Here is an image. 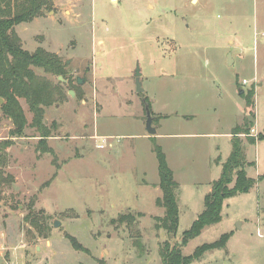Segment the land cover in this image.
I'll list each match as a JSON object with an SVG mask.
<instances>
[{
  "label": "rangeland",
  "instance_id": "374dc122",
  "mask_svg": "<svg viewBox=\"0 0 264 264\" xmlns=\"http://www.w3.org/2000/svg\"><path fill=\"white\" fill-rule=\"evenodd\" d=\"M15 30L25 50L58 55L66 78L32 67L57 92L40 124L18 98L22 132L0 96V264H163L166 240L181 245L204 212L235 128L248 117L251 135L264 131V0H53ZM239 139L256 182L181 245L190 256L233 233L189 264H264V141ZM155 145L178 183L175 237L157 227Z\"/></svg>",
  "mask_w": 264,
  "mask_h": 264
},
{
  "label": "trees",
  "instance_id": "16d2710c",
  "mask_svg": "<svg viewBox=\"0 0 264 264\" xmlns=\"http://www.w3.org/2000/svg\"><path fill=\"white\" fill-rule=\"evenodd\" d=\"M52 5L53 0H0V96L6 100L4 110L15 120L18 132L23 131L26 123L18 98L23 97L28 100L35 113V120L40 124L43 105L51 104L53 95L57 92L44 79L37 76L32 67H40L57 77L66 78L65 66L58 55L42 47L35 52L25 50L15 30L16 25L34 20L43 15L44 8ZM247 119L248 117L245 118L244 126L236 127L232 133V152L222 163L221 177L213 182L211 192L206 195L204 212L184 233L181 239L182 246L190 239L199 236L206 226L217 224L222 220L223 205L227 198L249 192L254 186L256 180L247 174L245 147L239 136L247 134L248 142L256 144L264 140V131L257 136L251 135ZM42 136L49 135L44 132ZM154 150L159 159V186L164 194L163 198L158 199L157 204L165 208V215L158 218L160 222L157 227L164 228L170 236L175 237L179 227V204L176 195L178 183L162 148L155 145ZM0 163H3L2 159ZM261 178H264V175ZM127 218L129 216H122L121 219ZM232 234V232L225 233L219 240L198 247L190 256L183 255L179 240L173 246L170 245L169 240H166L161 250L163 264H189L195 258H200L207 250L225 247ZM71 239L76 249H85L75 238Z\"/></svg>",
  "mask_w": 264,
  "mask_h": 264
},
{
  "label": "water",
  "instance_id": "95a60500",
  "mask_svg": "<svg viewBox=\"0 0 264 264\" xmlns=\"http://www.w3.org/2000/svg\"><path fill=\"white\" fill-rule=\"evenodd\" d=\"M229 59H230V62H232V60H233L232 59V53H229ZM141 75H142V70H141L140 66L138 65L136 70H135V81H136L138 91H143ZM59 79L64 80V77L59 76ZM77 81H78V84H83L85 82V79L78 77ZM70 94L72 96H75V91L70 90ZM146 114H147V120H146L147 131L150 135H155L157 133V128L153 125L154 116L152 115V111L150 109L149 104H146ZM59 225H60V222L58 220H55L54 221V227H58ZM181 243H182V241H181Z\"/></svg>",
  "mask_w": 264,
  "mask_h": 264
},
{
  "label": "crops",
  "instance_id": "0c3cea01",
  "mask_svg": "<svg viewBox=\"0 0 264 264\" xmlns=\"http://www.w3.org/2000/svg\"><path fill=\"white\" fill-rule=\"evenodd\" d=\"M232 135H233V134H232ZM263 141H264V140H263ZM263 141H260V142H263ZM246 145H247V144H246ZM245 150H246V148H245ZM245 152H246V151H245ZM223 162H224V161L222 160L221 163H223ZM247 174H248V173H247Z\"/></svg>",
  "mask_w": 264,
  "mask_h": 264
},
{
  "label": "built area",
  "instance_id": "2783aa9c",
  "mask_svg": "<svg viewBox=\"0 0 264 264\" xmlns=\"http://www.w3.org/2000/svg\"><path fill=\"white\" fill-rule=\"evenodd\" d=\"M261 235V234H260Z\"/></svg>",
  "mask_w": 264,
  "mask_h": 264
}]
</instances>
